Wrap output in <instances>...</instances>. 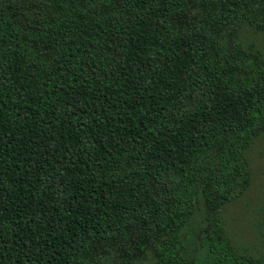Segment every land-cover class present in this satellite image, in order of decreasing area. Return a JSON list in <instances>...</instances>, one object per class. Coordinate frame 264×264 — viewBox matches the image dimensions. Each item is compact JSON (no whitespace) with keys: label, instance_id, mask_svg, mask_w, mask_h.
I'll list each match as a JSON object with an SVG mask.
<instances>
[{"label":"trees","instance_id":"1","mask_svg":"<svg viewBox=\"0 0 264 264\" xmlns=\"http://www.w3.org/2000/svg\"><path fill=\"white\" fill-rule=\"evenodd\" d=\"M261 139L264 0H0V264H264Z\"/></svg>","mask_w":264,"mask_h":264},{"label":"rangeland","instance_id":"2","mask_svg":"<svg viewBox=\"0 0 264 264\" xmlns=\"http://www.w3.org/2000/svg\"><path fill=\"white\" fill-rule=\"evenodd\" d=\"M253 170V185L250 191L229 209L228 216L233 232L240 243H259L253 223L260 219L259 207L264 200V139H261L250 152Z\"/></svg>","mask_w":264,"mask_h":264}]
</instances>
